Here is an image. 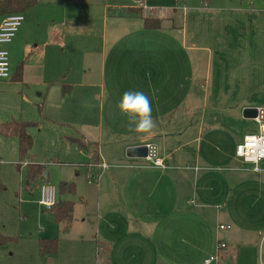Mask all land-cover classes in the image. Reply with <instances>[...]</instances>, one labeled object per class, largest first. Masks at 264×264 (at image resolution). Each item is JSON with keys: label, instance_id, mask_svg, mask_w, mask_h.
Masks as SVG:
<instances>
[{"label": "crops", "instance_id": "obj_1", "mask_svg": "<svg viewBox=\"0 0 264 264\" xmlns=\"http://www.w3.org/2000/svg\"><path fill=\"white\" fill-rule=\"evenodd\" d=\"M107 1L36 0L20 13L24 22L5 47L17 64L13 73L10 65L7 80L34 85L53 98L49 102L72 103L70 99L77 97L85 113L91 108L92 91L97 92L99 122L97 139L84 140L96 145V160L92 149L86 153L74 143L79 155L88 156L86 186L58 197L73 204L71 219L53 226L45 217L46 227L27 236L17 230L19 213L10 212V218L3 219L0 212V235L17 239L0 245V264H203L217 255L218 242L225 249L213 264H264V160L255 171L254 165L235 156L247 134H237L239 120L226 115L239 112L245 119L244 109L264 110L263 103L196 107L187 102L207 97V90L194 82L201 71L200 77L208 82L210 68L208 62L203 68L199 57L187 64L180 54L186 49L210 54L209 48H187L174 39L164 2L169 0H156L159 5L145 8L133 0L113 6ZM206 1L205 10L223 8V2ZM231 4L228 11L233 16L246 18L226 25L232 37L225 42L224 65L216 67L231 82V90L213 85L211 94L264 97V0ZM84 6L89 14L102 13L99 47L94 41L96 25L91 26L89 17L84 23L76 17ZM157 7L165 12L154 17ZM128 9L139 12L123 14ZM116 10L119 13L111 15ZM145 18L158 20L160 28L145 29ZM75 64L79 71L74 73ZM186 66L191 68L188 75ZM63 87L70 88L67 96ZM129 90L149 98L154 121L149 133L131 131L130 118L116 107ZM253 121L257 133L259 124ZM149 145L156 146L155 158L163 168L153 166L149 158L126 156L130 148ZM218 171L222 175L217 176ZM218 225L230 229L218 230ZM54 239L56 253L41 259L39 242Z\"/></svg>", "mask_w": 264, "mask_h": 264}, {"label": "rangeland", "instance_id": "obj_2", "mask_svg": "<svg viewBox=\"0 0 264 264\" xmlns=\"http://www.w3.org/2000/svg\"><path fill=\"white\" fill-rule=\"evenodd\" d=\"M88 1V0H81ZM90 2L94 0H89ZM126 0H108L109 6L126 3ZM156 0H133L137 6L149 4L152 6L159 5ZM203 0H169L164 1L169 7L168 12L171 18L168 27L175 28L174 39L178 42H184L187 48L190 47H207L210 54L207 52L184 50L180 57L187 61L194 60V57H199L204 63H209L210 77L209 81H205L201 71L194 86H199L202 91L207 90V97H202L199 100L195 98L187 99L196 107L198 104L211 107L212 105L231 106L236 103L244 104L245 106L264 105V97H234L220 96L214 97L211 92L213 85H221L228 87L231 90V82H226L224 75L217 67V64L224 65L226 59L225 42L232 36L227 33L226 25L240 22L242 16H233L228 10L232 7V0H218L222 3L221 11H211L210 8L204 9ZM251 0H242L247 3ZM254 1V0H253ZM164 2H162L164 4ZM154 4V5H153ZM225 5V6H224ZM209 6V5H208ZM87 6L80 7V12L76 17L80 23H84L89 17L91 26L97 27V35L94 39L95 44L99 47L101 44V35L104 31L102 23V13L89 14ZM248 8V6H247ZM97 9V8H94ZM175 10V11H172ZM163 9L155 8V16L164 13ZM175 12L173 15L172 13ZM119 12H112L111 15H117ZM124 11L123 14H125ZM153 15V14H152ZM110 17V14L107 15ZM173 27V28H172ZM178 34V36L176 35ZM240 41V39H238ZM180 46V45H179ZM181 47V46H180ZM9 53V52H8ZM13 73L14 67L17 65L13 62L12 57L9 58ZM190 63V62H189ZM74 73L77 70V65L73 67ZM191 73V68L186 66V75ZM219 75L220 80H215L214 75ZM200 77V78H199ZM12 82V81H11ZM10 80H0V125L1 123L18 122L32 123L33 126L27 129V132L33 139L32 148L27 153L25 158H20L18 152V142L14 137L4 136L0 132V212L2 218H10V212L20 214L21 224L17 227L20 234L29 235L39 233L41 228L46 227L44 218L49 224L55 226V222L50 214L44 211L39 205L38 188L41 184H48L56 190V201L58 200V188L60 183H72L74 187L81 188L86 186V166L89 164L88 156L83 158L79 155L78 148L70 139L79 138L87 141L97 139L98 134V104L97 92L92 91L88 104L91 105L89 112H84L80 105L81 101H77V97L69 100L57 99L54 102L49 95L36 90L34 85L22 86L20 83H11ZM192 85V84H191ZM192 85V87L194 88ZM212 87V88H211ZM251 84V89H252ZM240 107V106H239ZM230 115L236 116L239 120V125L235 131L239 135H250L256 133V124L252 119H241L239 112L237 114L227 112ZM208 115V114H207ZM242 117V116H241ZM242 142V141H240ZM27 164H39L44 166V180L31 183L29 186L24 184ZM252 167V166H251ZM222 171V170H220ZM222 175L219 171L217 173ZM257 177V175H251ZM7 207H9L7 209ZM43 217V221L38 220V217ZM17 240V239H16Z\"/></svg>", "mask_w": 264, "mask_h": 264}, {"label": "trees", "instance_id": "obj_3", "mask_svg": "<svg viewBox=\"0 0 264 264\" xmlns=\"http://www.w3.org/2000/svg\"><path fill=\"white\" fill-rule=\"evenodd\" d=\"M206 1V0H203ZM36 4V0H0V17L3 15L20 14L27 11L29 8ZM129 14H137V10H125ZM143 26L148 30H157L160 28V22L156 19L145 18L143 19ZM63 96H67L70 93L69 87H63ZM33 126L32 123L11 121L0 125V132L7 137H14L18 142V152L20 158H25L27 153L32 148L33 139L27 132L29 127ZM79 149L89 153L92 149L94 159L96 160V145L86 143L80 139H73ZM44 166L39 164H27L26 175L24 182L26 185L36 183L37 181L44 180ZM74 193V186L68 183H60L58 188V196L62 197L67 194ZM53 218L56 224L68 222L71 219L73 212V204L58 199L52 209L47 211ZM16 242V238H7L0 235V245H5L9 242ZM57 250V240H41L39 242L38 255L41 259L54 255Z\"/></svg>", "mask_w": 264, "mask_h": 264}, {"label": "built area", "instance_id": "obj_4", "mask_svg": "<svg viewBox=\"0 0 264 264\" xmlns=\"http://www.w3.org/2000/svg\"><path fill=\"white\" fill-rule=\"evenodd\" d=\"M137 5L145 8V5L141 6L139 3ZM202 5L205 8L207 1H202ZM23 22L24 16L22 14H13L6 16L0 23V80H7L10 77L9 53L5 47L13 41ZM256 121L259 124L257 133L243 137L242 142L235 148V156L246 163L254 165L255 171H258L257 164L264 160V121L260 122L257 119ZM149 160L152 161L153 166L163 168L160 160L156 158ZM99 166L101 168L106 167L104 164ZM55 204L56 190L48 184H41L39 186L38 205L44 211H49ZM228 229H230L229 226L218 225V230ZM223 249H225V244L218 242L216 246L217 255L212 259L206 258L203 264H213L214 261L219 259L218 252Z\"/></svg>", "mask_w": 264, "mask_h": 264}, {"label": "clouds", "instance_id": "obj_5", "mask_svg": "<svg viewBox=\"0 0 264 264\" xmlns=\"http://www.w3.org/2000/svg\"><path fill=\"white\" fill-rule=\"evenodd\" d=\"M119 112L130 118V130L149 133L154 128L152 108L148 96L142 91H125L116 104Z\"/></svg>", "mask_w": 264, "mask_h": 264}, {"label": "water", "instance_id": "obj_6", "mask_svg": "<svg viewBox=\"0 0 264 264\" xmlns=\"http://www.w3.org/2000/svg\"><path fill=\"white\" fill-rule=\"evenodd\" d=\"M242 116L245 119L264 121V110L256 108H246L242 112ZM126 156L130 158H149L154 159L156 157V146H140L130 148L126 151Z\"/></svg>", "mask_w": 264, "mask_h": 264}]
</instances>
